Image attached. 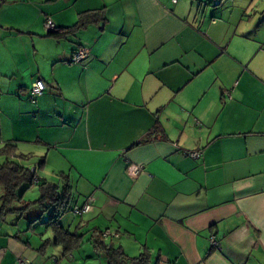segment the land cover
I'll use <instances>...</instances> for the list:
<instances>
[{
    "label": "crops",
    "instance_id": "crops-1",
    "mask_svg": "<svg viewBox=\"0 0 264 264\" xmlns=\"http://www.w3.org/2000/svg\"><path fill=\"white\" fill-rule=\"evenodd\" d=\"M86 12L104 22L47 36V19L65 29ZM36 80L49 89L32 103ZM0 156L67 177L72 207L92 200L60 219L81 237L70 254L45 225L51 208L1 216L0 264H106L89 241L106 230V245L149 264H264V12L251 0H0Z\"/></svg>",
    "mask_w": 264,
    "mask_h": 264
},
{
    "label": "trees",
    "instance_id": "trees-1",
    "mask_svg": "<svg viewBox=\"0 0 264 264\" xmlns=\"http://www.w3.org/2000/svg\"><path fill=\"white\" fill-rule=\"evenodd\" d=\"M96 22H104L103 13L99 12H86L81 13L78 16L76 23L65 29L47 30V36L60 38L67 35H74L79 30L85 28L89 24ZM151 134L147 135L146 138L137 143L140 144L150 138ZM2 155L10 156V158H16L14 155V147L6 145L1 150ZM17 158L24 159L22 156ZM43 162L38 166H42ZM62 185H56L50 183L42 178H36V175L30 171V169L23 167L15 161L6 159L0 164V188L3 193L0 197V217L10 212H23L29 206L39 205L43 209L49 207L52 209V213L47 219L45 225L53 231L54 238L53 244L60 246L62 251L66 254H70L74 249L78 248L81 244V237L78 235L77 230L73 233H68L60 225V219L67 213H73V209L77 206L72 207V191L69 185L67 177L61 175ZM38 186L39 198L35 202L26 204L23 209H12V204L22 199V195L30 189L32 186ZM21 192V194H19ZM77 215V214H74ZM81 216V215H78ZM100 232H93L91 244L95 250L102 253L106 259V264H149V254L144 251L139 256L130 258L126 256L120 248H114L112 245H106L101 240ZM45 244V243H44Z\"/></svg>",
    "mask_w": 264,
    "mask_h": 264
},
{
    "label": "built area",
    "instance_id": "built-area-1",
    "mask_svg": "<svg viewBox=\"0 0 264 264\" xmlns=\"http://www.w3.org/2000/svg\"><path fill=\"white\" fill-rule=\"evenodd\" d=\"M176 0H171V2H175ZM45 28L47 30H53L55 28L54 24L47 19L45 21ZM89 52L87 49L85 48H80L78 49L71 57L70 59V63L71 64H81L82 61H84L87 56H88ZM49 89V87L41 80H36L30 88V100L33 103L34 99L42 96L47 90ZM227 97L229 98V96L227 95ZM184 155H187L191 158L197 159L199 158L200 154L198 152H185ZM36 169L37 167H32L30 169V171L32 173H34L36 175ZM141 171V168L138 166H134V165H130L127 167V174L131 177H136L138 175V173ZM36 178H38V175H36ZM92 200H88L82 207H75L73 209V214H77V215H83L85 213H87L90 210V204H91ZM108 237H117L116 233H110L108 230L103 231L101 234V239H106ZM209 244L210 247H212L213 249L218 248V243L216 242L215 238L213 236H211L209 238ZM16 264H31L30 261L27 260H22V259H18Z\"/></svg>",
    "mask_w": 264,
    "mask_h": 264
},
{
    "label": "rangeland",
    "instance_id": "rangeland-1",
    "mask_svg": "<svg viewBox=\"0 0 264 264\" xmlns=\"http://www.w3.org/2000/svg\"><path fill=\"white\" fill-rule=\"evenodd\" d=\"M250 1V0H249ZM250 3V2H249ZM251 4H252V8H254L255 10H258V12H261V13H263L264 12V0H251ZM24 19L23 18H18L17 20H15V21H20V22H22ZM26 25H28V24H22L21 25V27H24L25 28V26ZM12 158V157H11ZM17 160L20 162V164L23 166V167H26V166H28V168H32V167H34V166H36V165H38V162L39 161H36V159H33V158H29V159H20V158H17ZM5 161V159H3V158H1V156H0V164H2L3 162ZM45 174H47V173H45ZM36 175H38L39 176V173H38V171H37V173H36ZM47 178H48V176H46ZM49 179H53V180H57V177L56 176H54V177H52V176H50L49 177ZM1 190V189H0ZM19 194H21V192L19 193ZM39 195H40V193H39V190H38V187L36 186V185H34V186H32V187H30V189H28L22 196V200L24 201V202H26L27 204L28 203H33V202H35L38 198H39ZM0 203H1V200H0ZM2 204V203H1ZM14 205L16 204V203H13ZM12 204V205H13ZM69 215V214H68ZM16 217H17V215L16 214H8V218H7V223L9 224V225H11L12 224V222H14L15 220H17L16 219ZM26 217V216H25ZM72 217V216H71ZM74 217H76V216H74ZM73 218V217H72ZM2 220V219H1ZM70 256V255H69ZM95 264V263H94Z\"/></svg>",
    "mask_w": 264,
    "mask_h": 264
}]
</instances>
